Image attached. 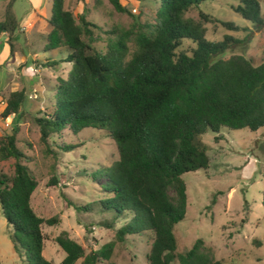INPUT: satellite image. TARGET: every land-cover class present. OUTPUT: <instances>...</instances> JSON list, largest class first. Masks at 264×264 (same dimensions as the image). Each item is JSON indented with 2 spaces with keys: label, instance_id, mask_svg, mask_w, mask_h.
<instances>
[{
  "label": "trees",
  "instance_id": "obj_1",
  "mask_svg": "<svg viewBox=\"0 0 264 264\" xmlns=\"http://www.w3.org/2000/svg\"><path fill=\"white\" fill-rule=\"evenodd\" d=\"M109 1L115 10L127 11L118 0ZM201 1L205 0H159L153 23L120 30L103 49L90 43L95 24L82 11L74 15L64 0H51L46 18L43 49L63 47V61L70 67L51 87L55 102L33 117L40 138L45 140L63 128L76 134L92 127L113 141L117 157L98 171L104 177L101 196L83 205L68 204L87 210L95 202L98 211L111 217L100 222L107 228L116 219L125 218L114 231L118 241L125 235L149 233L147 264H168L174 258L178 264H226L202 251L199 238L185 251L174 253L173 227L186 208L182 174L208 166V146L201 139L206 130L214 133L217 141L222 128H264V60L254 64L242 53L220 57L234 41L233 36L208 40L199 20L183 17L185 10ZM12 2L4 4L0 19V33L8 39L9 54L10 39L18 27ZM235 2L231 8L242 18L257 29L264 26L259 0ZM198 16L203 22L238 29L234 23L206 13L198 11ZM184 40L191 45L182 48ZM23 96L22 89L8 91L1 115L28 112L22 106ZM75 146L61 144L60 149L68 151ZM22 156L14 133L0 136V161L13 158L12 175L0 174V213L22 264H55L41 253L45 239L41 226L56 223L57 216L42 217L30 206L37 181ZM261 177L264 208V172ZM54 240L63 251L60 264H73L78 258L80 264L101 260L117 264L110 258L111 240L87 252L63 232Z\"/></svg>",
  "mask_w": 264,
  "mask_h": 264
},
{
  "label": "rangeland",
  "instance_id": "obj_2",
  "mask_svg": "<svg viewBox=\"0 0 264 264\" xmlns=\"http://www.w3.org/2000/svg\"><path fill=\"white\" fill-rule=\"evenodd\" d=\"M126 12L115 10L109 0H65L73 14L83 12L95 24L90 43L103 49L109 38H115L122 29L145 28L154 22L159 0H118ZM7 0H0V19ZM51 0H13L12 9L17 23L26 19L31 9L49 12ZM235 0H205L184 11L183 17L199 20L204 37L220 40L223 35L233 36L220 57L231 53L249 56L254 64L264 60L262 30L242 18L231 6ZM75 5L77 9L73 8ZM260 15L264 19V0H259ZM42 11V12H43ZM198 11L217 20H226L238 26L227 29L219 22H203ZM213 23L215 26L212 28ZM33 23L28 29L14 30L10 39L0 34V136L14 133L15 146L22 152L21 161L30 168L37 185L30 195V206L42 217L57 216L52 225L42 224L45 235L42 255L60 264L63 251L54 237L63 232L82 245L84 252L113 241L111 260L117 264H147L146 254L150 234L115 237L116 228L125 220L119 218L112 227L100 222L109 221L107 213L98 211L95 202L89 209L76 210L71 204H86L102 194L104 177L100 168L117 157L113 141L92 127H84L76 134L66 128L48 135L45 140L34 116L41 115L54 103L52 85L57 76H65L70 63L64 60L63 47L43 50V34L47 30ZM132 49V41L128 42ZM191 43L182 41V48ZM60 60V61H59ZM62 60V61H61ZM50 63V65H48ZM19 65V66H18ZM35 68V69H34ZM28 74H32L28 76ZM22 89V106L15 114L1 115L8 91ZM256 131V132H255ZM220 129L221 137L213 140L214 133L206 130L201 139L207 144L208 166L182 174L185 182L186 208L183 217L173 227L174 253L185 251L195 239H201L202 251L226 264H264V208L260 202L261 174L264 172V128ZM76 144L63 151L61 144ZM13 158L0 161V174L10 177ZM54 179L55 182H51ZM173 194V191H169ZM78 258L73 264H80ZM0 261L3 264H22L14 251L7 223L0 213ZM97 264H107L101 260ZM168 264H178L176 258Z\"/></svg>",
  "mask_w": 264,
  "mask_h": 264
},
{
  "label": "crops",
  "instance_id": "obj_3",
  "mask_svg": "<svg viewBox=\"0 0 264 264\" xmlns=\"http://www.w3.org/2000/svg\"><path fill=\"white\" fill-rule=\"evenodd\" d=\"M65 1V0H64ZM73 8H75V9H77L78 8V6L77 5H75ZM11 10H12V13H13V16H14V12H13V9H12V5H11ZM43 11V10H42ZM41 11V8L39 7L38 9H36V10H34V9H31V12H30V15L26 18V19H24V20H20V21H18V29L19 30H24V29H28L33 23H35V24H39V26L40 27H43V28H45L46 26H48V24H47V22H46V18H47V16H48V14H49V12L47 13V14H45V12L43 11L42 12ZM14 18H15V16H14ZM16 19V18H15ZM16 21H17V19H16ZM43 28H42V31H43ZM261 29H263L262 30V35L264 36V26H262V28ZM261 29L260 30H258V31H261ZM47 30H48V28H47ZM47 30L44 32V34H43V39L45 40V38H44V35H45V33L47 32ZM1 34V33H0ZM3 34H5V33H3ZM54 49H56V48H54ZM53 49V50H54ZM44 50V49H43ZM49 50H52V49H49ZM19 66V65H18ZM35 69V68H34ZM27 75L28 76H31L32 74H28L27 73ZM259 129V128H258ZM260 129H262V128H260ZM257 130V129H256ZM255 131V130H254ZM256 132V131H255Z\"/></svg>",
  "mask_w": 264,
  "mask_h": 264
}]
</instances>
